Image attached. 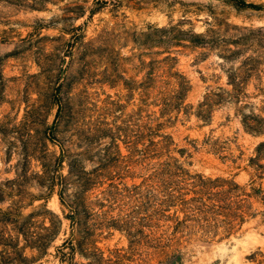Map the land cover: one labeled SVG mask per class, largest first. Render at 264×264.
<instances>
[{
	"label": "rangeland",
	"instance_id": "obj_1",
	"mask_svg": "<svg viewBox=\"0 0 264 264\" xmlns=\"http://www.w3.org/2000/svg\"><path fill=\"white\" fill-rule=\"evenodd\" d=\"M103 1L90 16L98 0H0V264H159L172 253L180 264H264V214L226 240L179 229L177 244L164 253L132 250L126 233L102 226L96 209L110 181L86 195L98 257L77 252L66 259L58 252L71 232L59 194L70 199L77 192L63 156L95 172L117 149L119 163L108 179L118 190L138 186L149 171L135 147L144 150L147 127L161 124V133L184 150L179 160L191 174L246 185L248 161L264 142V132L244 129L234 99L214 106L207 122L196 116L208 93H231L228 75L251 66L241 105L264 118V11L238 10L231 0ZM243 1L264 10V0ZM150 28H175L185 39L169 51L190 86L186 110L163 117L152 102L173 87L159 83L151 93L146 86L148 62L166 56L163 46L150 47ZM160 225L156 237L172 233V223Z\"/></svg>",
	"mask_w": 264,
	"mask_h": 264
},
{
	"label": "trees",
	"instance_id": "obj_2",
	"mask_svg": "<svg viewBox=\"0 0 264 264\" xmlns=\"http://www.w3.org/2000/svg\"><path fill=\"white\" fill-rule=\"evenodd\" d=\"M231 2L238 10L264 11L261 6L243 0ZM97 3L90 16L102 9L107 1L98 0ZM173 29L150 28L147 35L150 47L163 46L166 56L161 61L152 59L148 62L146 86L151 93L157 89L159 83L173 87L170 91L159 93V98L152 102L153 106H161L162 117L172 111L186 110L183 103L190 90L186 78L175 69L176 56L169 51L171 47H176L185 40L173 34ZM253 73L254 69L249 66L241 76L238 73L229 74L231 93H208L198 105L196 116L207 122L214 106L221 105L226 99H234L235 104H240L239 113L244 129L250 134H263L264 118L253 113L245 114L243 111L248 105H241L240 100V95L246 97L243 91L246 90ZM161 129V124L147 127L145 149L139 153L140 150L135 147L137 158L149 171L148 177L138 186L118 190L112 178L108 179L112 177L111 172L114 173L112 170L119 163L117 149L104 156L95 172L82 169L81 161L76 156L62 157L63 161L68 159L69 176L77 187V192L70 199H64L59 194L60 203L67 211L65 218L71 228L70 237L58 250L62 258L73 259L77 252L85 257H98L92 244V230L87 226L95 215L86 204V195L95 185H104V181H110L109 189L102 192L96 206L101 211V224L103 226L104 222V225L124 231L132 250L139 246H148L164 253L166 249L177 244L175 233H179V229H194V235L200 234L201 238L210 241L215 238L218 241L226 240L239 233L248 220L264 214V142L256 146L254 156L248 161L252 170L248 183L239 185L233 178L211 179L191 174L179 160L184 158V150H177L171 138L161 133ZM138 141L136 138L135 144ZM175 153L178 157L174 156ZM257 206L263 207V211H258ZM114 211L119 213L118 216L108 217V213ZM169 222L172 226L168 229L172 228V233L166 235L168 230H165L156 237L155 234L163 227L160 224ZM143 228H148L147 234H143ZM44 245L38 243L36 247L42 249ZM165 257L159 264L181 262L179 253L165 254Z\"/></svg>",
	"mask_w": 264,
	"mask_h": 264
}]
</instances>
